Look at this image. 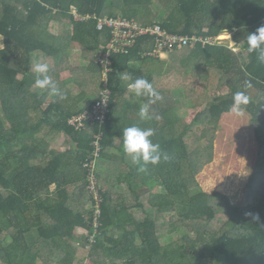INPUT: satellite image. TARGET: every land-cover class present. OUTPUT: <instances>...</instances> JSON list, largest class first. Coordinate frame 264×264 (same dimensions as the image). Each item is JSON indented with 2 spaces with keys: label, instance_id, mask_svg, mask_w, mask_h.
I'll return each instance as SVG.
<instances>
[{
  "label": "trees",
  "instance_id": "obj_1",
  "mask_svg": "<svg viewBox=\"0 0 264 264\" xmlns=\"http://www.w3.org/2000/svg\"><path fill=\"white\" fill-rule=\"evenodd\" d=\"M158 1L162 11L155 12V0H0V264H75L74 243L89 249L93 264H264V63L258 53H248L246 42L264 26V0ZM73 8L82 16L160 24L181 36L230 34L235 44L189 46L161 60L144 55L151 41L142 38L129 54L112 56L110 112L97 166L103 183L98 224L83 163L92 157L100 129L78 132L68 120L100 99L97 58L111 32L98 31L93 19L75 21ZM53 23L60 25L59 35L52 32ZM75 45L82 66L72 62ZM37 61L49 64L65 99L35 86ZM139 77L163 97L150 104V119L138 115L149 98L129 89ZM179 88L190 89L193 105L203 107L187 125H180L177 112ZM240 91L250 97L240 110L251 117L260 164L244 204L236 206L222 191H205L199 176L215 160L222 122L234 111L233 95ZM34 114L41 117L36 126ZM132 125L152 128V142L169 158L133 165L122 136ZM43 128L70 136L78 156L39 143L36 134ZM103 163L115 166L109 178L101 176ZM21 177L26 184L20 188ZM219 216L226 217L220 230L213 224ZM78 230L91 232L77 237Z\"/></svg>",
  "mask_w": 264,
  "mask_h": 264
},
{
  "label": "rangeland",
  "instance_id": "obj_2",
  "mask_svg": "<svg viewBox=\"0 0 264 264\" xmlns=\"http://www.w3.org/2000/svg\"><path fill=\"white\" fill-rule=\"evenodd\" d=\"M153 9L155 12L162 11L160 2L155 0ZM172 6L165 11H171ZM61 29V27H60ZM59 26L52 24L51 30L53 33L59 32ZM231 35L225 34L221 36L222 41L225 44L231 43ZM82 55L80 46L76 45L72 49V62L75 66H81ZM80 91H75V97L79 95ZM175 97L178 100L177 112L181 117L180 125H187L192 122L196 114L202 111V108L194 106V93L190 89L179 88L175 91ZM217 94L211 93L210 97H214ZM79 110L83 108L82 104L78 107ZM233 115H227L222 122V131L220 134V140L216 144L215 160L208 165L204 171L200 174L199 179L202 188L205 191L212 192L215 190L222 191L228 194L234 205H243L246 196H248V183L254 173L257 164H260V159H257L258 143L256 131L251 124V117L245 112L239 110L234 111ZM32 122L35 126L39 123L40 118L35 114L32 116ZM183 126H179V129ZM44 129V128H43ZM47 142H45L48 150H55V132L44 131L40 134ZM66 138H59V146L64 148L68 144ZM52 147V148H51ZM107 166V164H105ZM102 171V170H101ZM104 171V170H103ZM101 172L103 178H109L108 173ZM103 184V183H102ZM99 181V185L103 187ZM169 220H172V216L168 215ZM226 221L225 216H219L214 224V227L220 230ZM91 232V231H89ZM88 230H78L75 234L77 237H84V235H90ZM92 237V236H91ZM84 241V239H81ZM77 251L75 264H93L88 256L89 249L84 247L83 243H74Z\"/></svg>",
  "mask_w": 264,
  "mask_h": 264
},
{
  "label": "built area",
  "instance_id": "obj_3",
  "mask_svg": "<svg viewBox=\"0 0 264 264\" xmlns=\"http://www.w3.org/2000/svg\"><path fill=\"white\" fill-rule=\"evenodd\" d=\"M71 14L77 22H87L93 19L97 21L98 31L103 32L109 30L111 32V40L109 44L101 50V53L97 58V64L102 69L103 78V88L100 92V99L90 111L74 115L68 120V125L78 132L85 131L96 125H98L100 129V131L94 136L92 142V157L86 159L83 163V166L88 171L89 191L95 197V223L98 224L101 216V197L99 194L100 185L97 178V166L103 151L102 139L104 133L102 127L106 124L110 112L109 105L112 93L109 88V77L113 71L112 56L129 54L142 38H149L151 41V49L150 51L145 52L144 55L161 60L168 59L169 55L175 50H182L189 46L195 47L199 44L206 47L208 45L221 43L222 39L221 36L217 38H204L199 36L189 37L171 34L164 30L160 24L142 26L136 21L122 16H105L102 18L96 15L82 16L76 8L72 9Z\"/></svg>",
  "mask_w": 264,
  "mask_h": 264
},
{
  "label": "clouds",
  "instance_id": "obj_4",
  "mask_svg": "<svg viewBox=\"0 0 264 264\" xmlns=\"http://www.w3.org/2000/svg\"><path fill=\"white\" fill-rule=\"evenodd\" d=\"M248 53H258V57L261 63H264V26L259 27L255 32L249 33L247 37ZM34 72L36 78L34 80L35 86L39 89H48L52 93L59 96L60 99H65L66 96L57 87L56 82L49 75V64L42 61H37L34 65ZM131 79L130 76L126 77ZM251 87L249 83L247 85ZM129 89L137 97H148V103L140 106L138 115L141 120L150 119L149 107L150 104L155 103L158 100H162L163 97L153 87L152 83L143 77L136 78L129 85ZM250 102V97L243 91L236 92L233 95V109L237 112L242 106H246ZM159 119V117H156ZM155 135V131L152 128H141L137 125L128 126L123 129V146L124 151L131 157V163L133 165L141 164H158L161 159L167 160L169 157L166 153H162L160 146L157 143L152 142V137ZM140 170H145L143 167ZM258 219V217H255Z\"/></svg>",
  "mask_w": 264,
  "mask_h": 264
},
{
  "label": "crops",
  "instance_id": "obj_5",
  "mask_svg": "<svg viewBox=\"0 0 264 264\" xmlns=\"http://www.w3.org/2000/svg\"><path fill=\"white\" fill-rule=\"evenodd\" d=\"M55 25H57V26H59V29H60V25L58 24V23H55ZM61 30L62 29H60L59 30V32L57 31V32H55V35H59L60 33H61ZM0 45H1V48H3L4 47V40L3 39H1V41H0ZM76 46V45H75ZM74 47V46H73ZM82 61V60H81ZM82 65H83V62L81 63ZM81 65V66H82ZM70 77V75H69V73L68 74H64L63 75V78L64 79H67V78H69ZM74 98H75V96H74ZM235 111V110H234ZM233 111V112H234ZM232 112V114L231 115H233L234 113ZM36 116H38L39 118H40V120H39V123H40V121H41V117L38 115V114H35ZM38 123V124H39ZM38 124H36V125H38ZM32 125H33V123H32ZM35 125V126H36ZM45 130H46V128H44ZM44 129H41L37 134H36V137H37V141L40 143H43V144H46L45 142H47V140L43 137V136H41L40 134L44 131ZM49 131V130H48ZM60 137H64V138H66L67 140H66V142H68V144H66L65 146L66 147H64V148H62V147H60L59 146V138ZM48 143V142H47ZM77 142H75V143H73V139L70 137V136H68V135H66L65 133H59V132H55V151H58V152H70L71 153V158L72 159H74V157H76V155L78 156V148H77ZM52 148V147H51ZM113 167H115L114 165H108L107 167L104 165V163H103V166H102V169L100 168V171L102 170H104L106 173H108V175H109V169L110 168H113ZM80 170V169H79ZM119 168H118V171L116 172V174L119 172ZM103 171V172H104ZM262 180H264V178H262ZM25 182V183H24ZM22 183H24V184H26V181L24 180H22V177H21V181H20V188L22 187Z\"/></svg>",
  "mask_w": 264,
  "mask_h": 264
}]
</instances>
